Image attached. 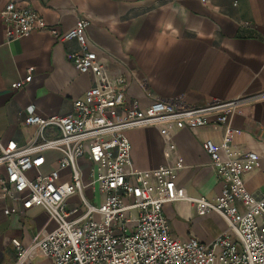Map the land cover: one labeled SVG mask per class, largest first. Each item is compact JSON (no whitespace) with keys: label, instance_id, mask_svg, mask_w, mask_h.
Returning a JSON list of instances; mask_svg holds the SVG:
<instances>
[{"label":"crops","instance_id":"crops-1","mask_svg":"<svg viewBox=\"0 0 264 264\" xmlns=\"http://www.w3.org/2000/svg\"><path fill=\"white\" fill-rule=\"evenodd\" d=\"M41 14L60 33L79 18L89 21L86 34L92 50L107 65L110 77L126 79L128 102L146 107L156 99H179L189 106L216 100L250 98L231 120L232 145L260 157V166L245 176L246 188L264 195V0H0ZM76 40L60 41L36 30L7 42L0 16V143L27 145L37 136L28 125V107L43 116L69 114L74 101L94 85L92 72L80 73L68 54ZM32 70L30 82L13 88ZM121 114L122 108L116 109ZM224 129L213 116L210 124L178 129L174 123L126 131L132 146V166L146 171L181 162L175 184L185 199L168 203L165 215L172 236L209 243L228 229L217 212L201 216L196 199H215L222 191L203 148L205 140L220 144ZM48 138L57 136L47 129ZM1 155V150H0ZM53 162L56 152H47ZM48 163L43 171H49ZM5 168L0 164V179ZM45 210L35 207L25 216H8L0 202V264H13V240L25 245L40 231L55 227ZM47 224V226H46Z\"/></svg>","mask_w":264,"mask_h":264},{"label":"built area","instance_id":"built-area-1","mask_svg":"<svg viewBox=\"0 0 264 264\" xmlns=\"http://www.w3.org/2000/svg\"><path fill=\"white\" fill-rule=\"evenodd\" d=\"M0 16L8 43L36 30L49 31L60 41L76 40L78 47L68 54L69 60L80 73L94 75V85L74 101L69 114L43 117L34 105L28 107L26 123L38 129L31 143H0L4 213L25 216L38 207L47 212V224L55 223L26 245L13 240V264H36L39 257L50 264H264V195L256 197L245 185V176L260 166V157L232 145L230 123L250 98L216 100L200 107L179 99H156L141 107L138 101H127L126 79L110 77L107 65L92 50L87 19L79 18L73 28L60 33L37 11L14 2ZM31 79L30 69L12 87ZM117 108H122L121 114ZM213 116L224 129L223 140L220 144L205 140L203 148L222 191L213 200L196 199V207L201 216L222 215L228 229L209 243L196 238L180 241L172 236L164 210L168 203L185 199L175 184L184 165L134 170L126 131L167 123L195 129L210 124ZM47 129L58 135L48 138ZM50 151L58 153L55 166L47 158ZM48 163L51 169L43 171ZM83 164L90 166L87 181ZM87 188L93 202L85 196Z\"/></svg>","mask_w":264,"mask_h":264},{"label":"rangeland","instance_id":"rangeland-1","mask_svg":"<svg viewBox=\"0 0 264 264\" xmlns=\"http://www.w3.org/2000/svg\"><path fill=\"white\" fill-rule=\"evenodd\" d=\"M82 169H83V173H84V180L87 181L89 178L90 166L87 164H83ZM85 196L90 202H93L94 197H93L92 190L90 188H87L85 190ZM74 200H75V198H74ZM35 263L36 264H50V260L45 258V257H39V258L35 259Z\"/></svg>","mask_w":264,"mask_h":264}]
</instances>
